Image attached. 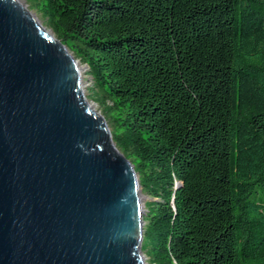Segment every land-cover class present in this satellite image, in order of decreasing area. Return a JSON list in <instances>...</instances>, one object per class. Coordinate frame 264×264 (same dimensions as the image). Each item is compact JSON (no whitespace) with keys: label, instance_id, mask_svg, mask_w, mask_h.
Instances as JSON below:
<instances>
[{"label":"trees","instance_id":"1","mask_svg":"<svg viewBox=\"0 0 264 264\" xmlns=\"http://www.w3.org/2000/svg\"><path fill=\"white\" fill-rule=\"evenodd\" d=\"M27 1L112 103L145 255L264 264V0Z\"/></svg>","mask_w":264,"mask_h":264},{"label":"water","instance_id":"2","mask_svg":"<svg viewBox=\"0 0 264 264\" xmlns=\"http://www.w3.org/2000/svg\"><path fill=\"white\" fill-rule=\"evenodd\" d=\"M73 55L0 0V264H145L138 174Z\"/></svg>","mask_w":264,"mask_h":264},{"label":"rangeland","instance_id":"3","mask_svg":"<svg viewBox=\"0 0 264 264\" xmlns=\"http://www.w3.org/2000/svg\"><path fill=\"white\" fill-rule=\"evenodd\" d=\"M21 4L25 7V9L28 11V13L33 17V19L37 22V24L45 31H47L49 34H51L52 37L55 38L54 34L50 31L49 28H47L45 20H44V14L40 7H36L35 5L29 3L27 0H20ZM75 59V58H74ZM77 62V66L79 68L80 73V80H81V90L84 98L86 99L87 103L91 106V109L94 110L96 113L100 114L106 123L107 128L109 129L111 133V117H107V115L104 114V109L107 106H112L111 101L106 100L105 102H102L101 93L97 90L96 87H94L93 80L88 73V67L84 63H81L79 60L75 59ZM139 179V176H138ZM140 197H141V203H142V209L143 213L146 211L145 204L150 199L146 194L143 193L140 187ZM143 255V261L145 264H157L153 262L151 259H149L145 253L142 251Z\"/></svg>","mask_w":264,"mask_h":264},{"label":"bare ground","instance_id":"4","mask_svg":"<svg viewBox=\"0 0 264 264\" xmlns=\"http://www.w3.org/2000/svg\"><path fill=\"white\" fill-rule=\"evenodd\" d=\"M20 3H21V1L20 0H18Z\"/></svg>","mask_w":264,"mask_h":264}]
</instances>
